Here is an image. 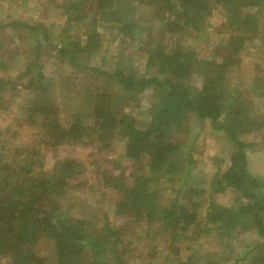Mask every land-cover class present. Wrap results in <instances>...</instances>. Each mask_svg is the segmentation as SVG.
Returning a JSON list of instances; mask_svg holds the SVG:
<instances>
[{"label":"trees","instance_id":"1","mask_svg":"<svg viewBox=\"0 0 264 264\" xmlns=\"http://www.w3.org/2000/svg\"><path fill=\"white\" fill-rule=\"evenodd\" d=\"M9 1L0 0V101L11 106L13 135L40 123L44 144L94 142L101 151L119 143L121 152L95 173L97 188L78 197L72 191L90 185L78 179L77 160L41 171V152L4 147L2 136L0 264H264V172L248 169L247 156L264 150L254 99L264 96V67L250 84L232 81L244 50L264 58V0H59L60 24L31 19L50 0H27V16ZM214 4L225 15L224 42L219 56L198 59L180 37L202 35ZM6 35L29 56L17 80L3 74ZM43 49L82 77L63 125L58 96L66 93L55 90L68 86L43 72ZM21 87L30 96L19 103ZM204 120L228 147L207 177L195 169L203 136L195 122Z\"/></svg>","mask_w":264,"mask_h":264},{"label":"rangeland","instance_id":"2","mask_svg":"<svg viewBox=\"0 0 264 264\" xmlns=\"http://www.w3.org/2000/svg\"><path fill=\"white\" fill-rule=\"evenodd\" d=\"M74 1V0H69ZM44 2V0H41ZM59 0H50V3H47L45 10H43L44 14L41 17H33L31 19L43 20L47 24L54 22L55 24H60L62 22V16L58 15L59 8L56 6L59 4ZM45 3V2H44ZM9 4H11L12 11L20 12L24 16H27L30 12V3L22 0H10ZM215 5V4H214ZM216 6V5H215ZM43 9V8H42ZM224 12L222 9L218 8L217 6L212 9L211 15L208 19L210 21L209 25H207L206 29L203 31V34L198 36L191 35L192 39L189 36L183 35L180 37L184 44L188 45L189 47H193L198 59H210L213 57L219 56L220 45L223 43V39L225 37V31L223 28L218 26V22H222L224 18ZM28 20V18H26ZM79 24L72 27L71 33L75 34L78 32ZM59 30L56 28L51 29L50 34V41L52 44H55L59 37L56 36V33ZM4 34H7L6 32ZM109 34H106L104 45L109 48H112L111 44H109ZM5 36V35H4ZM4 38L3 44L9 48V51L5 58L3 59L5 71L3 74L8 75L9 78L15 77L16 80L18 79V75L20 74V65L21 63L25 62L29 56L27 54H23L20 51L18 46L22 45V41L15 37L14 39ZM68 37H65L67 40ZM1 40V38H0ZM23 54V55H22ZM3 55V54H2ZM1 55V56H2ZM14 62V63H13ZM39 62L43 72L46 75H51L58 77L56 78L57 81L65 82L66 86H68L67 90L69 92L64 91V87L60 88L56 91L55 94L58 96L59 92L66 93L63 94V97L58 96L61 100L60 107L63 109L62 117L60 119V123L66 124V118L70 119L71 114L77 109V95L73 93V88H80L83 85L82 77L78 76H70L68 70H66L65 65L58 60H54L50 52L43 49L41 56L39 57ZM255 63H258L256 65ZM17 64V65H15ZM241 71L238 72L234 77H232L233 84L237 83H247L250 84L252 81V75L255 71H260V68L264 67V58L262 56H258L255 52L251 51V49L244 50V62L242 63ZM66 75V76H65ZM69 75V76H67ZM7 78V79H9ZM200 78H193L192 84L196 86L199 85ZM76 86V87H75ZM29 91L21 87L20 93L17 95V101L19 103L24 102L26 98H28ZM255 104L258 108L259 115L264 114V96H254ZM145 101V100H144ZM0 139L2 136L6 135L9 137V143L3 144L4 147H9L15 149H19L21 146H28L26 147L27 150H34L41 152L39 155L38 165L39 170L41 171H49L52 164L56 161V159L69 157L72 159L77 160L81 166H83V173L78 176V179L81 181H85L90 186H83L78 190L72 191V194L78 197H81V192H88L90 190L89 187L97 188V185H94L95 182L97 183V179L95 173L102 169L103 166H107V161L110 164V160H114L115 158L118 159V154L121 152V144L116 143L112 144V149L107 147H101V151L97 150L98 145L90 143H83L79 144L76 141L70 140L65 142L64 144L60 143L59 145L51 146L50 142L47 144L42 143L41 137L46 133L48 134V129H45L40 125L37 124L34 128L25 127L26 130L21 132V130H17L13 135V131L16 128L14 125V121L12 120L11 112H9V108L11 106L7 105L0 101ZM144 103V102H142ZM199 125L202 129L203 136H200L195 142L197 144V158L196 167L197 171L200 170V173H206V177L208 173L214 169L215 164L212 162L219 163L220 161H226L228 157V147L225 142V139L218 134H215L211 129V125L208 120L198 121L195 122ZM16 131V130H15ZM27 140V141H26ZM90 140V137L89 139ZM2 141V140H1ZM110 143V142H109ZM39 144V145H38ZM38 146V147H35ZM36 149V150H35ZM23 150V149H22ZM248 156V169H250L255 174H261L264 172L263 164H264V150L262 148L257 149L255 152H249ZM110 159V160H109ZM38 160V159H37ZM122 163V162H121ZM119 170V169H118ZM117 169L113 170V173L118 172ZM127 173V172H126ZM70 195V196H73ZM172 194H169L171 196ZM109 219L113 223H120L121 219L113 215V210H108ZM245 239L246 243L250 242V237L243 233L241 239ZM241 240V242L243 241ZM205 242V241H204ZM204 244V243H203ZM242 245H240V248ZM239 250V249H237ZM241 250V249H240ZM239 250V252H240ZM236 253L231 252V257H235ZM198 262V261H197Z\"/></svg>","mask_w":264,"mask_h":264}]
</instances>
